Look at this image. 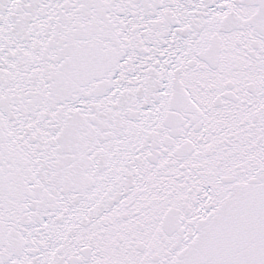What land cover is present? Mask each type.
Masks as SVG:
<instances>
[{
	"label": "snow or ice",
	"instance_id": "6c2138e0",
	"mask_svg": "<svg viewBox=\"0 0 264 264\" xmlns=\"http://www.w3.org/2000/svg\"><path fill=\"white\" fill-rule=\"evenodd\" d=\"M0 264H264V0H0Z\"/></svg>",
	"mask_w": 264,
	"mask_h": 264
}]
</instances>
